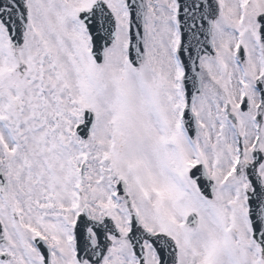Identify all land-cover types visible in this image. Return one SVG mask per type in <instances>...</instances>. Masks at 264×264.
<instances>
[{
	"label": "snow or ice",
	"instance_id": "1",
	"mask_svg": "<svg viewBox=\"0 0 264 264\" xmlns=\"http://www.w3.org/2000/svg\"><path fill=\"white\" fill-rule=\"evenodd\" d=\"M0 264H264V0H0Z\"/></svg>",
	"mask_w": 264,
	"mask_h": 264
}]
</instances>
